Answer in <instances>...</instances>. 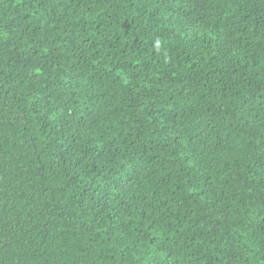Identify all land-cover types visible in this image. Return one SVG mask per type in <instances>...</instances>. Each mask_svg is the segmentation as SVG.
Masks as SVG:
<instances>
[{"label": "trees", "instance_id": "trees-1", "mask_svg": "<svg viewBox=\"0 0 264 264\" xmlns=\"http://www.w3.org/2000/svg\"><path fill=\"white\" fill-rule=\"evenodd\" d=\"M0 264H264V0H0Z\"/></svg>", "mask_w": 264, "mask_h": 264}]
</instances>
